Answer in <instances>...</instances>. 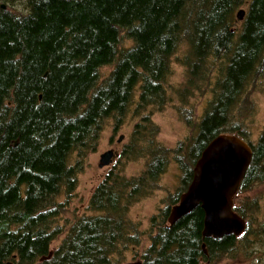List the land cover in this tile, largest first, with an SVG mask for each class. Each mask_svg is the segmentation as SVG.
I'll return each mask as SVG.
<instances>
[{
  "label": "trees",
  "instance_id": "trees-1",
  "mask_svg": "<svg viewBox=\"0 0 264 264\" xmlns=\"http://www.w3.org/2000/svg\"><path fill=\"white\" fill-rule=\"evenodd\" d=\"M9 2L0 0V264H121L144 241L142 264L230 256L239 238L250 250L259 237L254 206L235 208L247 220L239 238H204L201 206L173 225L171 206L161 208L147 230L128 213L156 189L171 159L183 169L179 191L170 197L176 204L213 138L229 133L245 139V124L232 121L248 86L264 75V0H22L25 13L3 9ZM243 5L247 15L237 30L235 13ZM123 34L130 46H122ZM181 44L188 47L185 91L209 88L212 98L198 134L169 149L158 141L152 114L143 113L161 110L170 99L167 79ZM108 65L113 70L102 80L100 70ZM219 67L223 72L216 75ZM136 92L141 121L125 153L138 148L136 156L148 161L144 172L133 178L109 173L91 197L93 214L62 227L60 196L75 190L104 122H121ZM249 145L252 162L238 193L264 183V129Z\"/></svg>",
  "mask_w": 264,
  "mask_h": 264
},
{
  "label": "rangeland",
  "instance_id": "rangeland-1",
  "mask_svg": "<svg viewBox=\"0 0 264 264\" xmlns=\"http://www.w3.org/2000/svg\"><path fill=\"white\" fill-rule=\"evenodd\" d=\"M7 7L18 13L27 11L22 0H13V2H9ZM240 9H245L247 13L248 7L246 5L241 6L235 14ZM243 24L244 20L235 18L233 27L240 30ZM122 40V46H130L132 43L126 37V34H123ZM187 50V45L181 44L172 59V70L167 79L170 99L166 105L161 110L154 106L150 107L143 113V115L152 114V121L160 129L157 137L158 141L169 149H175L180 142L188 143L189 138L198 134L197 123L204 116L207 104L212 98V92L209 88H189V92L185 91L187 89L186 68L183 62ZM112 70L113 65L102 67L100 70L102 80H105ZM215 71L216 75L223 72L222 67L216 68ZM138 95L139 92H136L133 104L121 122H117L112 117L104 122V128L98 138L96 150L90 152L84 158L82 168L77 175L75 190L69 195L62 194L60 196L59 201L64 203L63 208L65 211L57 222L62 227L68 229V226L79 216L93 214L89 210L91 197L97 185L109 173L120 172L128 178H133L144 172L148 161L147 158L136 156L138 148H134L133 155L125 153L131 146V136L134 134L135 125L141 121V116L136 114ZM233 118L232 122L237 121L240 123L239 125L245 124L244 127L247 129V133L244 135V140L247 143H256L264 129V75L255 84L248 86L242 106L235 110ZM121 136L123 138L119 141ZM111 149L115 152L112 163L108 166L99 167L101 155ZM72 161L74 162V157ZM182 173L183 169L179 162L171 159L166 171L157 181L156 189L149 196L142 197L131 207L128 216L132 222L139 224L141 230L150 228V219L158 213L159 209L173 205L170 197L178 193ZM243 203L246 204L247 208L248 205L256 207L257 216L255 215L251 219L255 230L259 232V237L255 239L256 242L251 243L252 248L250 250H245L244 243L238 237L236 243L237 253L221 258H259L262 261L253 264H264V183L256 184L249 191L238 193L234 204L241 205ZM260 231L263 233H260ZM66 232L65 230V233L61 234L52 243V249H55L62 242ZM147 245H149V241H144L138 254L134 252L136 250L128 252L126 260L121 264L140 261L143 248Z\"/></svg>",
  "mask_w": 264,
  "mask_h": 264
},
{
  "label": "water",
  "instance_id": "water-1",
  "mask_svg": "<svg viewBox=\"0 0 264 264\" xmlns=\"http://www.w3.org/2000/svg\"><path fill=\"white\" fill-rule=\"evenodd\" d=\"M7 9L6 4H2ZM245 9H240L237 20H244ZM123 136L120 137L121 141ZM113 149L101 155L99 167L112 163ZM253 151L249 143L235 134L221 133L203 149L193 168V179L188 189L182 193L168 217L173 225L182 217L201 206L204 211V238H222L227 235L240 236L246 229V221L237 214L234 198L237 195L245 174L252 162ZM206 252V245L203 244ZM48 256L41 260L49 259ZM5 264H14L8 261ZM127 264H142L141 261Z\"/></svg>",
  "mask_w": 264,
  "mask_h": 264
},
{
  "label": "flooded vegetation",
  "instance_id": "flooded-vegetation-1",
  "mask_svg": "<svg viewBox=\"0 0 264 264\" xmlns=\"http://www.w3.org/2000/svg\"><path fill=\"white\" fill-rule=\"evenodd\" d=\"M193 179V178H192ZM192 182V180L190 181V183ZM190 183L187 185V188L186 190L188 189ZM186 190L182 191L179 195H178V200H177V203L180 201V197L182 195V193H184ZM238 195V194H237ZM237 195L235 196L234 198V202L236 200V197ZM176 203V204H177ZM244 204V203H243ZM175 204H173L171 206V208L174 206ZM246 205V204H245ZM236 207H238V205H235L234 204V211L239 214V212L235 209ZM170 208V210H171ZM169 214H170V211H169ZM240 215V214H239ZM241 216V215H240ZM169 217V216H168ZM242 217V216H241ZM243 219H245L244 217H242ZM246 223H247V220L245 219ZM236 237V236H235ZM240 237V236H237V238ZM214 239H219V238H214ZM141 261V260H140ZM258 261H262V259H259V258H246V257H236V258H218V257H213V258H206L205 260L204 259H201L200 261V264H253L255 262H258ZM264 261V260H263Z\"/></svg>",
  "mask_w": 264,
  "mask_h": 264
},
{
  "label": "bare ground",
  "instance_id": "bare-ground-1",
  "mask_svg": "<svg viewBox=\"0 0 264 264\" xmlns=\"http://www.w3.org/2000/svg\"><path fill=\"white\" fill-rule=\"evenodd\" d=\"M170 225V224H169ZM205 251V250H204ZM207 253V252H206Z\"/></svg>",
  "mask_w": 264,
  "mask_h": 264
}]
</instances>
